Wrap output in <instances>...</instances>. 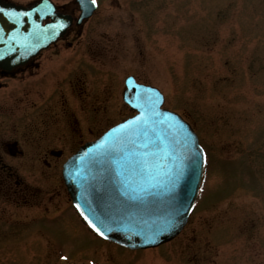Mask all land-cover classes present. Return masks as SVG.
<instances>
[{
    "label": "rangeland",
    "instance_id": "1",
    "mask_svg": "<svg viewBox=\"0 0 264 264\" xmlns=\"http://www.w3.org/2000/svg\"><path fill=\"white\" fill-rule=\"evenodd\" d=\"M53 1L79 14L75 0ZM98 1L79 39L68 34L40 54L39 67L0 77V120H38L43 109L18 98L30 87L42 101L56 96L61 136L48 144L69 155L75 141L132 114L122 91L133 74L198 132L211 156L202 196L175 239L146 250L96 237L68 200L41 231L37 220L27 230L20 219L5 224L0 264H264V0Z\"/></svg>",
    "mask_w": 264,
    "mask_h": 264
},
{
    "label": "water",
    "instance_id": "2",
    "mask_svg": "<svg viewBox=\"0 0 264 264\" xmlns=\"http://www.w3.org/2000/svg\"><path fill=\"white\" fill-rule=\"evenodd\" d=\"M78 1L80 24L94 8L89 0ZM0 9V69L5 71L26 64L65 35L73 20L51 0L31 7L0 0ZM126 83L124 99L138 114L83 145L66 162L63 175L77 209L99 235L132 249L155 247L187 223L205 155L192 127L162 109L158 89L133 78ZM141 160L148 164L144 171Z\"/></svg>",
    "mask_w": 264,
    "mask_h": 264
},
{
    "label": "flooded vegetation",
    "instance_id": "3",
    "mask_svg": "<svg viewBox=\"0 0 264 264\" xmlns=\"http://www.w3.org/2000/svg\"><path fill=\"white\" fill-rule=\"evenodd\" d=\"M81 28L82 26L74 23L68 33L49 49L66 42L69 39L68 34L75 33L76 37L72 39H79ZM73 41L69 43L73 44ZM38 57L10 73L0 71V77L16 78L19 73L22 75L31 71L29 68L32 66L39 67L40 64L35 63ZM2 86L0 82V87ZM26 90L23 96L18 97L21 102L31 107L42 108L43 111L39 112L38 120H33V117L31 120H0V234L5 230V224L11 225L13 221L19 219L21 222L17 227L22 230L29 229L30 223L27 222L29 219L37 220L34 223L36 225L43 221H54V217L62 211V204H69L68 200H70L63 184L62 168L73 151L65 156L64 148L48 144L51 140L59 139L57 135H60V120L57 108L60 104L56 96L42 101L43 97L30 91L31 87ZM53 93L56 92L53 91ZM68 130V137L72 140L73 135L71 130ZM75 143L79 144L76 141ZM75 148L72 146V150ZM31 208L38 210L41 208L42 212L40 210V215L30 218ZM40 227L39 225L38 230ZM44 231L42 234L48 233L49 237V231ZM1 243H4L3 240L0 241ZM53 245L55 246V242L52 243V247ZM2 250L5 252L4 249Z\"/></svg>",
    "mask_w": 264,
    "mask_h": 264
},
{
    "label": "snow or ice",
    "instance_id": "4",
    "mask_svg": "<svg viewBox=\"0 0 264 264\" xmlns=\"http://www.w3.org/2000/svg\"><path fill=\"white\" fill-rule=\"evenodd\" d=\"M93 3H95V0H93ZM0 11H3V10L0 9ZM137 163L140 165V171H144L148 166L147 161L145 160L138 161ZM93 227H95V225H93ZM97 231H99V229H97ZM100 234L103 235L102 232Z\"/></svg>",
    "mask_w": 264,
    "mask_h": 264
},
{
    "label": "bare ground",
    "instance_id": "5",
    "mask_svg": "<svg viewBox=\"0 0 264 264\" xmlns=\"http://www.w3.org/2000/svg\"><path fill=\"white\" fill-rule=\"evenodd\" d=\"M124 89V88H123Z\"/></svg>",
    "mask_w": 264,
    "mask_h": 264
}]
</instances>
